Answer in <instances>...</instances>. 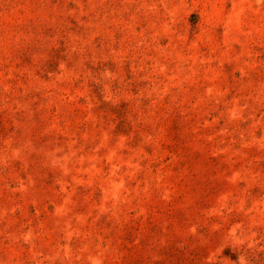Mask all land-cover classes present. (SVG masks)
<instances>
[{
  "label": "rangeland",
  "instance_id": "rangeland-1",
  "mask_svg": "<svg viewBox=\"0 0 264 264\" xmlns=\"http://www.w3.org/2000/svg\"><path fill=\"white\" fill-rule=\"evenodd\" d=\"M0 264H264V0H0Z\"/></svg>",
  "mask_w": 264,
  "mask_h": 264
}]
</instances>
